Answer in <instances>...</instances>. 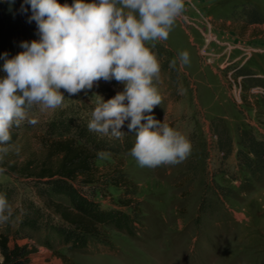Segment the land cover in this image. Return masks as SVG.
Wrapping results in <instances>:
<instances>
[{
    "label": "rangeland",
    "instance_id": "rangeland-1",
    "mask_svg": "<svg viewBox=\"0 0 264 264\" xmlns=\"http://www.w3.org/2000/svg\"><path fill=\"white\" fill-rule=\"evenodd\" d=\"M18 1L11 7L16 9ZM241 5L256 7L264 19V0H185L168 38L145 42L160 64L153 78L161 96L154 117L183 134L192 147L179 163L156 167L140 166L130 153L95 161L102 172L123 162L122 171L135 186L132 202L139 214L134 233L107 229L106 242L94 241L85 251H70L57 241L47 249L38 245L39 234L18 239L24 202L42 203L28 180L0 166V192L7 194L11 209L9 219L0 222V233L10 236V246L34 244L37 254L31 264H264V172L254 180L236 155L245 151L240 131L264 140V24L247 25L239 8L232 15L233 7ZM29 36L38 39L37 32L29 31ZM181 51L189 53L188 63L180 61ZM239 70L250 77H240ZM96 83L115 94L123 90L122 82L102 78L76 94L60 89L65 99L56 108H26L16 125L17 140L3 154L14 155L9 159L17 158V163L43 158L46 125L60 112L89 122L96 106L93 95L103 96ZM213 123L228 131L227 155L216 147ZM126 124L121 131L134 144ZM98 191L94 200L102 209L121 208V191Z\"/></svg>",
    "mask_w": 264,
    "mask_h": 264
},
{
    "label": "clouds",
    "instance_id": "clouds-1",
    "mask_svg": "<svg viewBox=\"0 0 264 264\" xmlns=\"http://www.w3.org/2000/svg\"><path fill=\"white\" fill-rule=\"evenodd\" d=\"M7 2L11 6L14 0ZM25 5H30L28 21H35L38 39L21 41L23 51L10 58L0 53V154L8 152L10 129L25 118L26 108H56L65 99L60 89L76 94L102 78L122 82L123 90L107 100L93 95L89 130L119 137L127 122L135 136L130 154L140 166L175 164L189 155L190 141L152 112L161 103L153 84L160 64L145 45L168 38L185 0H72L71 5L22 0L20 12L28 11ZM178 55L189 62L187 51ZM10 215L7 196L0 194V222Z\"/></svg>",
    "mask_w": 264,
    "mask_h": 264
},
{
    "label": "trees",
    "instance_id": "trees-1",
    "mask_svg": "<svg viewBox=\"0 0 264 264\" xmlns=\"http://www.w3.org/2000/svg\"><path fill=\"white\" fill-rule=\"evenodd\" d=\"M58 2L71 5L72 0ZM21 3L22 0H19L15 9L7 0H0V53L7 52L9 58L23 51L19 46L21 41L32 40L29 31L37 32L35 21H28L30 5H25L28 11L22 13L19 11ZM238 8L239 16L245 19L247 25L264 24L262 14L256 7L234 6L231 14H235ZM237 74L244 79L250 77L245 70H239ZM248 84L253 87L251 81ZM95 85L103 96L111 98L115 95L107 87ZM87 125L60 112L46 125L49 141L43 158L28 157L22 163H17V158L9 159L10 156L14 158V155L0 154V166L10 175L28 180L42 203V207H38L32 201L24 202L16 238L33 240V235L39 234L41 239L37 241L38 245L47 249H52L54 241H57L70 251H85L94 241L106 242L107 229L124 231L129 235L134 233L139 214L132 202L135 186L123 173V162L119 160L105 172L95 165V161L100 158L97 155L100 150L113 159L129 154L133 146L132 139L128 134L117 137L111 133L89 130ZM213 126L217 149L223 155L229 154L231 141L228 131L214 123ZM10 131L12 139L8 142L9 148L17 140V126H13ZM239 138V144L245 151L239 150L237 159L252 178L259 181L264 172V140H257L249 131H240ZM108 187L123 194L118 200L120 209H102L94 200V192H101ZM0 194L7 196L5 192ZM224 195L227 196L226 193ZM36 254L34 244L14 243L10 246V236L0 233V264H31ZM58 256L65 260L64 256Z\"/></svg>",
    "mask_w": 264,
    "mask_h": 264
}]
</instances>
